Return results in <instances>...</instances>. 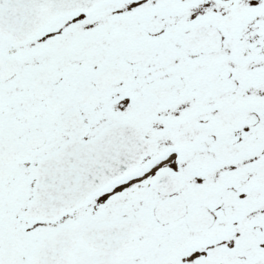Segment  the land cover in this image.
<instances>
[{"label": "snow or ice", "instance_id": "1", "mask_svg": "<svg viewBox=\"0 0 264 264\" xmlns=\"http://www.w3.org/2000/svg\"><path fill=\"white\" fill-rule=\"evenodd\" d=\"M0 264H264V0H0Z\"/></svg>", "mask_w": 264, "mask_h": 264}]
</instances>
